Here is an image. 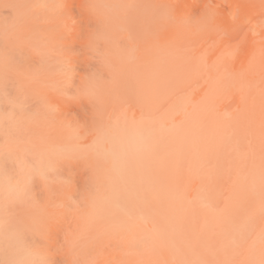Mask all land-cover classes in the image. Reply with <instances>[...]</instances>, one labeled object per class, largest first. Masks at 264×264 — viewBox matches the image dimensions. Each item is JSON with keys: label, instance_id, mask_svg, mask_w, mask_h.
Listing matches in <instances>:
<instances>
[{"label": "clouds", "instance_id": "obj_1", "mask_svg": "<svg viewBox=\"0 0 264 264\" xmlns=\"http://www.w3.org/2000/svg\"><path fill=\"white\" fill-rule=\"evenodd\" d=\"M0 264H264V0H0Z\"/></svg>", "mask_w": 264, "mask_h": 264}]
</instances>
